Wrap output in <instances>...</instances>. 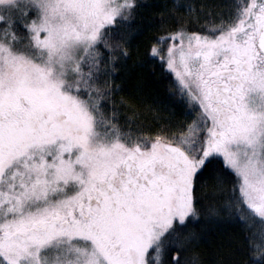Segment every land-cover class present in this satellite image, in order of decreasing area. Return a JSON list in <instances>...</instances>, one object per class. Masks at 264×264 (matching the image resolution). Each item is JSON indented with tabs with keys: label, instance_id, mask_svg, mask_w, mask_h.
<instances>
[{
	"label": "snow or ice",
	"instance_id": "6c2138e0",
	"mask_svg": "<svg viewBox=\"0 0 264 264\" xmlns=\"http://www.w3.org/2000/svg\"><path fill=\"white\" fill-rule=\"evenodd\" d=\"M141 7L0 0V264H203L221 221L247 256L221 264H264V0L159 13L140 63L189 118L152 135L116 107Z\"/></svg>",
	"mask_w": 264,
	"mask_h": 264
},
{
	"label": "trees",
	"instance_id": "16d2710c",
	"mask_svg": "<svg viewBox=\"0 0 264 264\" xmlns=\"http://www.w3.org/2000/svg\"><path fill=\"white\" fill-rule=\"evenodd\" d=\"M142 7L136 23L142 25L143 30L132 36L131 50L133 56L127 61L126 68L115 78L121 85V90L116 94V107L119 109L120 122L133 124L142 128L147 135H152L153 130L159 125L160 120L170 119L175 122L186 121L188 108L173 100L171 91H175L172 81L175 79L161 73L158 60L140 61L151 41L157 34L160 23L159 13L164 11L172 0H139ZM195 4H203L204 11L198 13L197 25L191 30H199L208 20L207 13L219 12L228 0H192ZM123 99V103H121ZM209 189L203 195L207 202ZM197 251L203 264H221L224 260L243 262L247 260L239 226L228 221L210 222Z\"/></svg>",
	"mask_w": 264,
	"mask_h": 264
},
{
	"label": "rangeland",
	"instance_id": "374dc122",
	"mask_svg": "<svg viewBox=\"0 0 264 264\" xmlns=\"http://www.w3.org/2000/svg\"><path fill=\"white\" fill-rule=\"evenodd\" d=\"M174 77V76H173ZM175 78V77H174Z\"/></svg>",
	"mask_w": 264,
	"mask_h": 264
}]
</instances>
